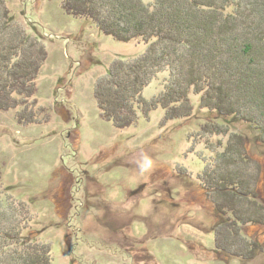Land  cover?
<instances>
[{
  "label": "rangeland",
  "instance_id": "1",
  "mask_svg": "<svg viewBox=\"0 0 264 264\" xmlns=\"http://www.w3.org/2000/svg\"><path fill=\"white\" fill-rule=\"evenodd\" d=\"M0 35L19 44L12 70L36 75L34 85L24 81L9 94L10 109H0V217L14 224L5 210L24 207L32 229L23 243L49 247L53 264H264L259 130L205 108L208 91L199 87L182 99L166 97L167 71L133 109L123 108L137 124L119 128L104 119L111 74L131 67L149 46L105 35L69 15L62 0H0ZM239 148L252 159L240 157ZM227 173L258 195L221 191L231 204L207 190V180L222 182ZM225 235L241 244L232 251L259 245L255 257L219 250ZM7 241L15 250L16 240ZM11 260L7 253L1 264Z\"/></svg>",
  "mask_w": 264,
  "mask_h": 264
},
{
  "label": "trees",
  "instance_id": "2",
  "mask_svg": "<svg viewBox=\"0 0 264 264\" xmlns=\"http://www.w3.org/2000/svg\"><path fill=\"white\" fill-rule=\"evenodd\" d=\"M62 6L69 15L92 21L105 35L120 42L136 40L149 46L131 67L116 74L111 71L113 80L102 92L105 98L111 96L109 109L100 108L104 119L115 122L119 128L137 124L136 114L123 108L130 104L133 109V101L142 96L152 79L167 71L171 80L167 83L170 88L166 97L174 99L175 94L182 99L196 87L200 88L199 92L208 91L205 108L249 123L260 131L264 142V0H62ZM12 43L0 35V76L5 73L0 81L3 110L10 109L6 105L9 94L23 86L24 81H32L33 85L36 82L34 71L20 74L12 70L13 65H19L17 51H21L19 44ZM239 149L240 157L246 154L245 159H252L246 149ZM233 175L227 173L220 178L222 182L207 180L213 181L205 183L207 190L225 198L228 194L221 191L228 188L237 196L258 195L242 178L228 181ZM243 187L247 188L246 192L250 187L251 192L244 193ZM228 199L229 203H236L233 198ZM217 205L221 207L218 202ZM235 206L226 204L225 208L239 211ZM5 211L8 218L15 216V219L11 220L14 224H6L3 216L0 217V264L7 253L12 254L11 264H53L49 247L38 250L23 243L24 233L32 229L29 224L32 219L25 216L24 207ZM9 239L16 240L15 250L11 249ZM236 241L232 239V243L241 246ZM228 243L225 235L217 248L245 259L254 258L259 248L254 242L250 247L244 244V253H239V246L231 243L227 246Z\"/></svg>",
  "mask_w": 264,
  "mask_h": 264
}]
</instances>
